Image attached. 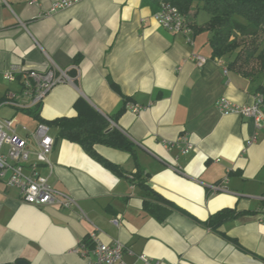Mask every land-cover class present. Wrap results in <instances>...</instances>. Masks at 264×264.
I'll return each mask as SVG.
<instances>
[{
  "label": "crops",
  "instance_id": "crops-1",
  "mask_svg": "<svg viewBox=\"0 0 264 264\" xmlns=\"http://www.w3.org/2000/svg\"><path fill=\"white\" fill-rule=\"evenodd\" d=\"M54 1L0 0V66L17 63L41 72L55 66L73 81L46 93L40 119L26 107L4 104L0 110H25L28 118L11 127L27 143L28 162L77 206L28 204L1 178L0 264H87L74 249L94 226L102 241L124 245L127 263L139 264L136 254L145 253L152 264H264L258 215L264 207V126L216 107L220 97L252 104L264 80L228 67L227 57L212 58L210 31L165 29L142 0H78L52 10ZM193 22L200 25L196 16ZM192 54L204 61L199 65ZM7 92L30 102L19 80L0 77V104ZM130 104L143 107L133 112ZM120 109L109 121L133 150L93 146L119 173L59 137L55 126H49L51 166L38 157V124L94 112L109 118ZM185 141L193 146L182 153ZM137 171L169 204L143 206L142 189L130 177ZM218 183L226 190H212ZM222 208L240 213L213 229L206 220Z\"/></svg>",
  "mask_w": 264,
  "mask_h": 264
},
{
  "label": "built area",
  "instance_id": "built-area-1",
  "mask_svg": "<svg viewBox=\"0 0 264 264\" xmlns=\"http://www.w3.org/2000/svg\"><path fill=\"white\" fill-rule=\"evenodd\" d=\"M78 0H56L51 9H61L72 5ZM155 20L170 32H182L189 34L190 26L184 14L170 2H162L159 8L153 13ZM188 40L191 42L190 37ZM200 65L204 57L199 54H192ZM0 77L6 81L12 82L19 80L22 87V94L30 100L27 105L15 100L16 95L13 92H7L0 105L9 104L20 107H31L42 100L46 93L57 83L72 82V78L65 70L55 66L46 71H37L24 68L17 63L9 64L6 68L0 66ZM128 107L133 112H138L143 106L130 104ZM216 107L223 114L238 112L244 117L253 119L257 128L264 126V85L255 93V101L252 104H234L226 97H220L216 100ZM109 119V118H108ZM33 136L37 144V155L47 165L51 166L48 158L53 147V138L49 134V127L44 124H38ZM254 141V136L247 140L250 144ZM180 148L182 153L188 152L192 148L191 142L185 141ZM168 146H178V143L171 142ZM29 161V150L24 138L18 135L11 127V123L6 119L0 118V179L5 178L7 184L15 186L20 194V199L28 204L35 206L59 205L61 207L77 206V201L69 194L57 192L47 182L46 177L38 171V164ZM212 190H226L224 184H214ZM259 219L264 221V207L259 210ZM84 217V214L81 213ZM117 225L118 221H112ZM124 245L115 240L106 243L99 238L98 228L88 232L74 252L86 259L87 264H135L127 263L123 259ZM136 260L139 264H152L150 258L145 253L136 254Z\"/></svg>",
  "mask_w": 264,
  "mask_h": 264
},
{
  "label": "trees",
  "instance_id": "trees-1",
  "mask_svg": "<svg viewBox=\"0 0 264 264\" xmlns=\"http://www.w3.org/2000/svg\"><path fill=\"white\" fill-rule=\"evenodd\" d=\"M162 2H170L176 6L185 15L189 26L192 25L198 30L211 32L209 44L212 58L227 57L229 59L228 67L250 79L259 74H264L262 38L256 42L258 34L264 31V0H142V3L150 6L152 11H156ZM199 4L209 14V20L202 25L193 22L196 10L190 15L191 8L193 6L199 7ZM238 35L250 38L248 43L246 41L240 42ZM251 61L255 62V66L246 68V64ZM111 84L115 86L114 83ZM262 85H264V81L258 89ZM40 104L41 101L25 109L40 119ZM120 112L121 109L109 115V119L115 121ZM109 119L98 112H94L89 116L81 114L60 116L44 122L48 127H57L59 137L78 143L91 156L106 164L114 172L119 173V166L105 160L93 148L94 144L100 143L122 150H133L132 141L118 128L112 126ZM130 177L132 182H135L142 189L145 208L151 210L156 201L169 204L161 195L146 186V179L141 171L131 173ZM239 213L231 208H222L212 214L206 220V224L215 229L223 221L234 218Z\"/></svg>",
  "mask_w": 264,
  "mask_h": 264
},
{
  "label": "rangeland",
  "instance_id": "rangeland-1",
  "mask_svg": "<svg viewBox=\"0 0 264 264\" xmlns=\"http://www.w3.org/2000/svg\"><path fill=\"white\" fill-rule=\"evenodd\" d=\"M195 9L196 11H198L196 14V19L199 21V24L200 25L205 24L209 20V14L207 13L205 9L202 8L201 4H199V7L195 6ZM261 38H262V46H263L264 45V31L258 34V39L256 42L260 41ZM249 39L250 38L248 37L238 35V40L240 42L246 41V43H248ZM251 66H255L254 61H251L248 64H246V68H250ZM263 80H264V74H259L256 77L257 82H262ZM13 113L14 111H11V109L9 110L6 107H3L0 110V117L9 121L13 126L16 125V123L24 122L28 118L26 117V113L24 109H18V111H15L14 114Z\"/></svg>",
  "mask_w": 264,
  "mask_h": 264
},
{
  "label": "water",
  "instance_id": "water-1",
  "mask_svg": "<svg viewBox=\"0 0 264 264\" xmlns=\"http://www.w3.org/2000/svg\"><path fill=\"white\" fill-rule=\"evenodd\" d=\"M16 264H27V262L26 261H23V260H19V261H17Z\"/></svg>",
  "mask_w": 264,
  "mask_h": 264
}]
</instances>
